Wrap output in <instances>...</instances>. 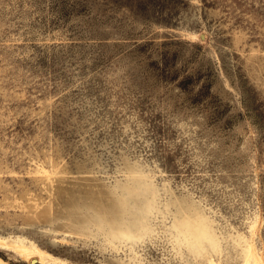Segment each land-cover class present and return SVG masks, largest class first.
<instances>
[{"label": "rangeland", "instance_id": "1", "mask_svg": "<svg viewBox=\"0 0 264 264\" xmlns=\"http://www.w3.org/2000/svg\"><path fill=\"white\" fill-rule=\"evenodd\" d=\"M0 241V264L264 260V0H0Z\"/></svg>", "mask_w": 264, "mask_h": 264}, {"label": "bare ground", "instance_id": "2", "mask_svg": "<svg viewBox=\"0 0 264 264\" xmlns=\"http://www.w3.org/2000/svg\"><path fill=\"white\" fill-rule=\"evenodd\" d=\"M148 230V229H146ZM181 236V240L185 243V245L189 248V250L194 253L198 254L200 251L205 250L209 247H212L213 241L210 238V235L207 231H199L196 230L193 233L186 231ZM130 240H136V236L132 235L129 237ZM1 243H5L0 241ZM10 248L14 249L16 252L21 254L25 257L26 260L32 262L35 259H40L41 262L48 261L54 264H65L63 261L55 258L54 256L47 254L36 247H28L23 242H13L8 245ZM247 261L245 264L250 263V259H253L254 264H264V260L262 257L257 253L255 246L253 243L249 246L248 249V256ZM31 264V263H30ZM214 264V263H213Z\"/></svg>", "mask_w": 264, "mask_h": 264}]
</instances>
